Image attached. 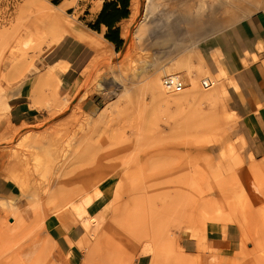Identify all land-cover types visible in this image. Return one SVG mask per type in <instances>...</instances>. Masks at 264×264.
<instances>
[{
    "label": "rangeland",
    "instance_id": "1",
    "mask_svg": "<svg viewBox=\"0 0 264 264\" xmlns=\"http://www.w3.org/2000/svg\"><path fill=\"white\" fill-rule=\"evenodd\" d=\"M105 1L0 0V175L10 180L13 170L22 180L15 197L0 195V264H69L50 232L78 225L82 264H134L142 255L148 264H264V164L248 170L264 162V151L253 154L235 128H227L232 142L225 143L220 121L233 112L227 94L203 87L211 83L197 50L227 23L234 0H204L203 9L202 0H152L148 15V0H134L121 47L96 52L72 92L60 80H36L32 104L44 110L30 123L11 122L12 94L47 69L41 59L51 50L50 17L106 40V27L92 28ZM188 53L195 83L186 72L168 74L181 76L183 90L197 89L195 103L160 107L149 83ZM92 95L98 104L85 109ZM28 139L30 146L21 143ZM233 143L240 160L225 153ZM12 150L32 165L42 154L49 161L19 175ZM97 199L99 209L90 210ZM210 227L233 242L237 256L221 259L208 241Z\"/></svg>",
    "mask_w": 264,
    "mask_h": 264
},
{
    "label": "crops",
    "instance_id": "2",
    "mask_svg": "<svg viewBox=\"0 0 264 264\" xmlns=\"http://www.w3.org/2000/svg\"><path fill=\"white\" fill-rule=\"evenodd\" d=\"M132 5L131 0L129 17L120 19L114 26L120 30L121 38V25L130 18ZM229 10L231 15L223 19L227 23L202 38L196 49L202 55L206 75L207 72L214 76L224 72L220 79L226 86L228 109L236 116V123L231 128H235L238 135H241L239 138L247 144V149L253 154H259L264 151V0H234ZM103 27L108 29L104 24L101 28ZM84 33L88 38H98L93 31L86 29ZM49 50L41 59L43 66L47 68L42 76L25 81L10 97L9 116L12 123H30L42 113L44 109L32 104V86L36 80L43 83L50 67L59 65L57 67L61 69L56 67V80L62 81L64 87L72 85V92L81 74L96 55V50L87 40L71 33L65 34ZM50 81L53 80L46 78L44 84ZM97 104L98 97L92 95L84 101L83 107L94 110ZM229 134L231 133L228 131L223 138L225 143L232 142ZM231 145L236 149L237 160H240L237 144ZM226 151L227 146L225 153ZM17 193V185L0 175V195L15 197ZM98 204L99 199L89 209H99ZM77 227L63 233L54 226L50 232L62 253L68 257L69 264H82L83 260L82 249L77 245L81 237ZM207 237L212 246L221 249V259L231 260L237 256L233 242L225 239L218 229L210 227ZM147 260L148 256L142 255L134 264H148Z\"/></svg>",
    "mask_w": 264,
    "mask_h": 264
},
{
    "label": "bare ground",
    "instance_id": "3",
    "mask_svg": "<svg viewBox=\"0 0 264 264\" xmlns=\"http://www.w3.org/2000/svg\"><path fill=\"white\" fill-rule=\"evenodd\" d=\"M134 0H132L133 2ZM207 1V0H206ZM204 0H202L200 2V7L203 8H207L208 7V1L206 2ZM134 3V2H133ZM146 7H147V13H145V15L149 14L153 8V2L152 0H148L147 3H146ZM99 5V6H98ZM98 7H99V12L101 11L102 9V6H103V3H98ZM138 7V6H137ZM146 9V8H145ZM50 21V27H51V31H52V42L50 44V46H53L55 45L56 43H58L61 38L67 34V33H71V34H74L75 36L81 38V39H84V40H87V42L90 43V45H92L94 47V49L96 50V52L103 56V55H107L109 54L108 52H111L113 50V47H114V44L110 41H108L107 39L106 40H101L100 38H88L87 34L84 33L85 30H83L82 28H75V27H72L70 25H68L66 22H64L62 19H61V16L59 14H56V15H53L50 17L49 19ZM49 30V29H48ZM33 32H35V34L38 35V32H36L35 30H33ZM30 34V33H29ZM33 34V33H32ZM38 37V36H37ZM34 41V40H33ZM32 43V37L31 39L27 40L24 38L21 39V41L19 42L20 44V47L23 45L25 46L26 44H30L31 45ZM22 48V47H21ZM194 58H195V55L193 56L192 53H188L186 56H184L181 60H179L175 66H172V67H168V68H164V74L165 75H169L168 73L175 70V71H178V72H186L190 77L191 75H193L196 71L193 69V66H194ZM61 65V64H60ZM59 66V65H56V66H53V67H50L48 69V72L46 73L47 76L46 78L49 79V80H56L58 79V75L56 74V67ZM128 67V66H127ZM126 67V68H127ZM59 69H61L60 67H57ZM128 69V68H127ZM125 69V70H127ZM193 70L195 72H193ZM207 70V69H206ZM222 74H224V72H222L221 74L219 75H212L210 74L209 72H207V79L210 81L211 85L209 87H206L203 85V87L208 90L209 88L211 87H217L216 88V91L218 93H224V94H227V90H226V86L224 84V82L220 79V77L222 76ZM171 75H177L179 76V78L181 79V76L178 75V74H171ZM187 75V76H188ZM42 76V75H41ZM166 77V76H165ZM164 77V78H165ZM46 78H43L42 82L44 83V79ZM160 77L156 78L154 81L150 82L149 85H148V92L150 93V95L153 97V101H156V103L158 104H161L159 105L160 107H165L167 109H182V108H185V105H191L192 102H194V99H196V93H198L197 89H195L194 91H188V90H181V91H172V90H168L165 86H164V79L161 80ZM205 78V79H206ZM182 80V79H181ZM39 81V80H38ZM37 81V82H38ZM47 81V80H46ZM45 81V82H46ZM163 81V83L161 82ZM40 82V81H39ZM195 81H194V78L191 77L190 79V84H194ZM191 86V85H190ZM195 86V85H194ZM36 88V86H35ZM190 90V88H189ZM202 94V93H201ZM199 95V94H198ZM199 97V96H198ZM199 100V99H198ZM195 103V102H194ZM193 104V103H192ZM107 109V108H106ZM109 112H107V110H105L103 112V118L106 116H108ZM101 114V113H100ZM100 116V115H99ZM102 115L100 116V119H103L101 118ZM236 123V116L234 113H231V114H228L226 117H224L221 121H220V126L222 127V129L220 130V134L221 136L225 135V133H227V128H231L234 124ZM29 134L28 132H26V134L22 135L27 137ZM33 135V134H32ZM46 136V135H45ZM21 137V138H22ZM32 137V136H31ZM30 137V138H31ZM36 138V136H34ZM37 137H40L41 139V135L40 136H37ZM24 138V137H23ZM22 138V139H23ZM29 138V137H27ZM26 138V139H27ZM46 138V137H45ZM212 138V137H211ZM19 139V138H18ZM25 139V138H24ZM37 139V138H36ZM34 139V140H36ZM215 139V138H214ZM31 140V139H30ZM28 139L27 140H21L22 144L25 143V144H32L31 142L33 141V137H32V140L31 142L29 143L30 141ZM39 140V138L37 139ZM42 140H43V137H42ZM212 140V139H211ZM27 141V142H26ZM244 141V140H243ZM35 142V141H34ZM33 142V144H34ZM39 142V141H38ZM212 142V141H211ZM19 143V142H18ZM20 143V144H21ZM41 143V142H40ZM21 144V145H22ZM42 144V143H41ZM17 145V144H16ZM35 145V144H34ZM33 145V146H34ZM19 146V145H18ZM24 146V145H23ZM33 146L32 149L34 148ZM37 146V145H35ZM25 147V146H24ZM23 147V148H24ZM28 148V145L26 146ZM25 147V149H26ZM38 147V146H37ZM43 149V147H42ZM27 150V149H26ZM31 150V149H30ZM35 150V149H34ZM37 150L35 151V153H37ZM47 150V149H46ZM236 149L233 145H228L227 146V152L229 155L233 154V153H236L235 152ZM25 152V151H24ZM47 152V151H46ZM49 153V152H48ZM33 154V153H32ZM24 155V153H23ZM21 154H19V152H17L16 150H12L11 154H10V164H11V167L14 169H17L18 167L20 168L21 170V173H19V175H24L23 171H26V172H29L30 174L33 173L34 171L38 170L39 168L38 167H41V165H45V162L46 161H49V159L47 158V154H45V159L43 158V154L42 156L39 158H37L36 160L34 159V163L32 165V163L30 162V159L29 157H26V156H23ZM30 155V154H29ZM32 157V155H30ZM35 156V155H34ZM35 157H38L37 155ZM229 160V157L227 158ZM254 160V159H253ZM8 161V163H9ZM259 161V160H258ZM31 163V164H30ZM225 163V162H224ZM219 164V163H218ZM264 162H252L250 164V167H249V171L251 172H256L258 170L261 169V167L263 166ZM214 165V164H213ZM223 165V163H222ZM7 166V165H6ZM218 166H221L220 164ZM10 167V168H11ZM4 168V167H3ZM222 168V167H221ZM7 169V168H5ZM14 169V171H15ZM41 169V168H40ZM12 170V169H11ZM19 170V169H18ZM220 170V168H219ZM6 172H8V170H5ZM4 171V172H5ZM210 171V170H209ZM12 173H13V170H12ZM11 171H9V178H10V181L15 182L18 180V182L22 181V180H19L18 178V175H14L12 174ZM29 174V176H30ZM6 175V176H7ZM25 176V175H24ZM28 177V175H27ZM7 178V177H6ZM23 178V176H22ZM21 178V179H22ZM9 180V179H8ZM26 180V178H25ZM23 180V182L25 181ZM42 185V184H41ZM38 186V185H37ZM42 188V187H41ZM49 189V188H48ZM41 191V190H40ZM46 192V191H45ZM54 195V194H53ZM13 199V198H12Z\"/></svg>",
    "mask_w": 264,
    "mask_h": 264
},
{
    "label": "trees",
    "instance_id": "4",
    "mask_svg": "<svg viewBox=\"0 0 264 264\" xmlns=\"http://www.w3.org/2000/svg\"><path fill=\"white\" fill-rule=\"evenodd\" d=\"M131 0H107L104 2L102 10L99 12L92 28L101 30L102 25L108 27L106 38L118 47L124 44V40L120 36V30L114 28L117 21L130 15Z\"/></svg>",
    "mask_w": 264,
    "mask_h": 264
},
{
    "label": "built area",
    "instance_id": "5",
    "mask_svg": "<svg viewBox=\"0 0 264 264\" xmlns=\"http://www.w3.org/2000/svg\"><path fill=\"white\" fill-rule=\"evenodd\" d=\"M164 86L168 90L181 91L186 85L177 75H168L164 78Z\"/></svg>",
    "mask_w": 264,
    "mask_h": 264
}]
</instances>
